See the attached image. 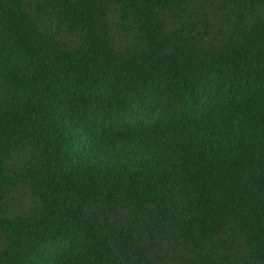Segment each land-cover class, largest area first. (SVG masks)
Masks as SVG:
<instances>
[{"label":"trees","instance_id":"16d2710c","mask_svg":"<svg viewBox=\"0 0 264 264\" xmlns=\"http://www.w3.org/2000/svg\"><path fill=\"white\" fill-rule=\"evenodd\" d=\"M0 264H264V0H0Z\"/></svg>","mask_w":264,"mask_h":264}]
</instances>
